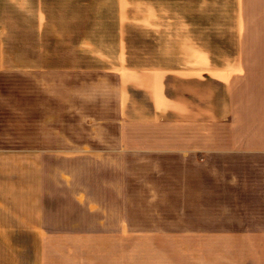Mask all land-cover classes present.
I'll use <instances>...</instances> for the list:
<instances>
[{"label": "crops", "instance_id": "1", "mask_svg": "<svg viewBox=\"0 0 264 264\" xmlns=\"http://www.w3.org/2000/svg\"><path fill=\"white\" fill-rule=\"evenodd\" d=\"M139 2L142 22L165 21L168 4ZM171 9L174 39L205 41L171 84L140 75L118 91L100 69H67L54 96L50 71L18 70L16 118L0 123L14 153L0 264H264V0Z\"/></svg>", "mask_w": 264, "mask_h": 264}, {"label": "rangeland", "instance_id": "2", "mask_svg": "<svg viewBox=\"0 0 264 264\" xmlns=\"http://www.w3.org/2000/svg\"><path fill=\"white\" fill-rule=\"evenodd\" d=\"M139 1L132 0L125 10L118 0H0V30L5 36V66L0 71V83L4 82L0 86V95L4 96L0 103V123L11 130L16 118L14 109L20 106L13 100L18 92L13 83L20 78L18 70L28 66L50 71L47 78L52 81V95L56 96L65 95L64 87H60L62 83L75 79L64 75L67 69H100L102 78L120 91L128 80L135 81L140 75L150 78L165 73L171 84L173 67L179 62L188 63V57L194 58L198 65L203 62L196 50L202 51L204 40L193 41L191 49L192 41L174 39L173 24L167 21L172 19L167 16L172 11V0H160L168 4L164 17L160 18L165 20L162 23L151 22L156 18L147 15L146 9L145 20L150 22H142ZM126 15L132 21L122 24L120 16ZM123 36L125 39H121ZM214 47L216 52L220 51L219 45ZM179 48L182 56L176 55ZM42 77V73L37 74L38 84ZM106 93L102 85L98 92L100 99ZM2 130L0 134H5ZM13 154L0 152L1 196L4 189L12 188Z\"/></svg>", "mask_w": 264, "mask_h": 264}]
</instances>
